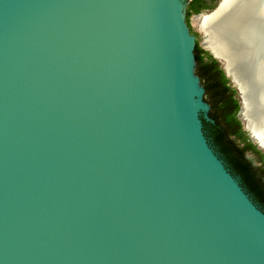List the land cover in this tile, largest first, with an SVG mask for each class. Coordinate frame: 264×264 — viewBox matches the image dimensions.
Wrapping results in <instances>:
<instances>
[{
	"label": "water",
	"instance_id": "1",
	"mask_svg": "<svg viewBox=\"0 0 264 264\" xmlns=\"http://www.w3.org/2000/svg\"><path fill=\"white\" fill-rule=\"evenodd\" d=\"M187 6L0 0V264H264V209L204 129Z\"/></svg>",
	"mask_w": 264,
	"mask_h": 264
},
{
	"label": "bare ground",
	"instance_id": "2",
	"mask_svg": "<svg viewBox=\"0 0 264 264\" xmlns=\"http://www.w3.org/2000/svg\"><path fill=\"white\" fill-rule=\"evenodd\" d=\"M204 45L226 59L229 74L242 76L248 126L264 111V16L260 0H224L210 16L195 18ZM264 121V119H261ZM264 124V122H262Z\"/></svg>",
	"mask_w": 264,
	"mask_h": 264
},
{
	"label": "trees",
	"instance_id": "3",
	"mask_svg": "<svg viewBox=\"0 0 264 264\" xmlns=\"http://www.w3.org/2000/svg\"><path fill=\"white\" fill-rule=\"evenodd\" d=\"M190 4V8L193 9L195 2ZM195 9V8H194ZM203 49L196 44L195 47V58L198 63V66L201 63L202 57L201 53ZM212 58V57H211ZM198 74L201 76H206V72L198 69ZM224 82H228L224 78ZM215 91H211L214 97V107L221 110V113H217L214 116H210L211 121L204 119V129L209 137H211L213 144L220 152L221 158L225 161L227 166L231 169L232 173L239 177L243 186L251 194L253 199L264 209V168L254 170L251 163L244 158L245 151L247 148H252L256 150L261 156V160L264 162V155L256 148V145L249 142L248 147L241 148L238 146V143L230 139L233 132H237V139L242 141L248 140L245 132L238 131V128H241L240 122L234 118V115L227 113L225 99L226 96H233L236 94V91H219L218 87L215 85L211 86ZM229 89V88H228ZM229 93V94H228ZM228 97V96H227ZM235 111L239 108L238 101L234 100ZM234 111V112H235ZM226 113V118L222 119ZM207 136V137H208ZM236 139V140H237ZM215 148V147H214ZM216 150V149H215Z\"/></svg>",
	"mask_w": 264,
	"mask_h": 264
},
{
	"label": "flooded vegetation",
	"instance_id": "4",
	"mask_svg": "<svg viewBox=\"0 0 264 264\" xmlns=\"http://www.w3.org/2000/svg\"><path fill=\"white\" fill-rule=\"evenodd\" d=\"M194 1H196V0H188V6L186 8V22L189 26L191 33L196 36L198 45L203 49V52L201 53V57H202L201 63L199 66L197 63V69H196L197 74H198V69L201 70V72H203V71L206 72L207 78H205V80L204 79L202 80V82H203L202 85H203L206 93H207V91H215L211 87L212 85L217 86L219 91H236L235 95H233V96L227 95L228 97L226 96V99H225L226 107H225V109L228 110L227 113L234 115V118L240 122L241 128H238V131L240 130L242 132H245L246 136L248 137L246 131L244 130L242 122L238 118V111L240 108V100H239V95L237 93V89L233 86L230 79L226 76L225 70H224L220 60L216 59L210 53L208 48L204 45L205 34L202 31H200L199 28H197V25H196L195 20H194L196 18V16L199 14H210L212 11L219 8L224 0H198L197 2H195L194 6H193L195 9L194 8L191 9L190 4L193 3ZM195 28L198 31H196ZM263 30H264V28H263ZM203 37H204V42H203ZM202 42H203L204 47L201 45ZM261 70L264 74V63H263V68ZM224 78H226L228 80V82L225 83ZM234 100H237L238 105H239V108L236 111H235V106H234V103H235ZM208 104L210 105V112H209L210 116H214L218 112L221 113L220 109L218 110V108H215L209 102H208ZM223 116L224 117L222 119L224 120V118H226L225 117L226 113ZM206 135H207V133H206ZM236 137H238L237 132H233V134H231V136H230V139L236 141L238 143V146L241 148H245V147L247 148L249 142H251L249 137H248V140H246V141H242L241 139H237ZM208 139L210 140L212 146L215 147L216 151L220 154L219 150L213 144L211 137L208 136ZM256 148L258 149L257 146H256ZM259 151L262 153L261 150H259ZM247 154L253 155L258 164L254 165V163L251 162L247 158ZM244 158L251 163L254 170L264 168V162L261 160V156H260V154L257 153L256 150H253L252 148H247V151H245V154H244Z\"/></svg>",
	"mask_w": 264,
	"mask_h": 264
},
{
	"label": "rangeland",
	"instance_id": "5",
	"mask_svg": "<svg viewBox=\"0 0 264 264\" xmlns=\"http://www.w3.org/2000/svg\"><path fill=\"white\" fill-rule=\"evenodd\" d=\"M196 31H198L196 28H195ZM202 75H203V72H202ZM205 78H207V76H201V81ZM203 83V82H202ZM205 101L208 103H211L213 106H214V97H213V93L211 91H207V93L205 94ZM248 156L251 155V154H247ZM248 159L253 162L254 164L256 163V165L258 164L255 157L252 155V157H248Z\"/></svg>",
	"mask_w": 264,
	"mask_h": 264
}]
</instances>
